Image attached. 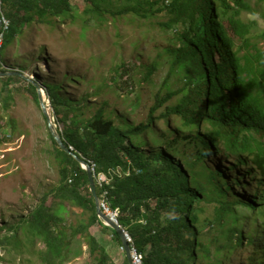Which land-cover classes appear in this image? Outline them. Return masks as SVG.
I'll use <instances>...</instances> for the list:
<instances>
[{
    "label": "trees",
    "instance_id": "16d2710c",
    "mask_svg": "<svg viewBox=\"0 0 264 264\" xmlns=\"http://www.w3.org/2000/svg\"><path fill=\"white\" fill-rule=\"evenodd\" d=\"M73 1L0 0V11L10 20L2 62L4 50L29 22L75 17ZM84 1L85 13L99 21L106 20L107 14L114 21L127 14L163 19L157 21L166 36L158 58L122 63L117 72L124 82L113 78L118 88L133 84L128 68L145 69L147 80L162 64L160 59L169 65L163 86L172 75H178L181 83L166 93L160 89L147 121L136 125L109 111L107 102L88 116L92 103L80 106L62 96L61 84L41 83L57 120L64 124L58 131L67 147L96 164V173L107 175L104 188L96 182L98 195L108 191L112 207L120 209L119 223L144 254V264H229L239 246L250 248L247 264H264V29L254 34L241 18L243 11L253 10L250 2ZM0 69L6 70L1 63ZM15 78L24 80L0 77L5 81L2 90L11 94L9 84ZM27 83L39 101L36 85ZM174 96L176 103L155 115ZM11 98L0 96V117ZM171 115L179 119L176 126ZM158 118L166 120L165 129L155 124ZM1 129L5 124L0 122ZM49 136L59 162V184L19 222L2 224L0 247L21 254L28 251L41 264H65L74 239L81 238L94 264H118L91 232L101 223L124 248L120 235L98 216L87 171L60 147L50 130ZM7 139L4 133L0 143ZM211 155L226 164L224 168L213 163ZM251 181L256 184L254 192L235 190ZM49 195L54 205L48 204ZM68 206L81 210L76 221L69 219ZM39 242L45 247L39 248ZM123 251L122 264H130Z\"/></svg>",
    "mask_w": 264,
    "mask_h": 264
},
{
    "label": "rangeland",
    "instance_id": "374dc122",
    "mask_svg": "<svg viewBox=\"0 0 264 264\" xmlns=\"http://www.w3.org/2000/svg\"><path fill=\"white\" fill-rule=\"evenodd\" d=\"M247 1L254 11L245 10L240 16L251 26L254 34L261 33L264 29V2ZM73 4L72 15L75 17L66 20L52 18L50 22L35 19L25 25L23 33L4 50L7 68L4 67L6 70L3 71H23L39 85L61 84L64 98H71L80 106L86 101L93 104L87 108L88 116L107 102L109 111H115L128 124L147 121L158 91L161 89L162 93H166L169 89H176L181 85L179 76L172 75L167 81V87H164L169 65L160 59L162 64L147 80L144 74L146 70L138 67L128 68L134 81L122 89L113 83V78L119 77L118 80L124 82L125 77L119 76L121 72H117L122 63H149L158 58L166 36L157 21L163 19H144L127 14L119 21H114L107 14L106 20L99 21L85 13L84 0H74ZM27 82L30 81L13 79L9 84L11 94H8L2 90L5 81L0 79L1 98L7 95L12 97L8 108L1 106L0 122L5 124V129H1L0 137L6 133L8 139L0 143V229L2 224L19 222L23 215L42 201L44 195L51 193L60 179L59 162L51 147L46 116ZM44 88L54 123L61 130L64 124L57 120ZM176 101L177 96H174L155 115H161L168 104L173 105ZM170 119L173 126L179 122L175 115H171ZM155 124L159 129L167 126L164 118H158ZM144 147L147 149L149 146ZM210 160L222 168L226 165L215 155H211ZM228 174L233 176L234 171ZM255 187V182L251 181L245 187L235 186V190L250 193L254 192ZM54 201L52 195H49L48 204L54 205ZM68 209L72 212L69 219L76 221L81 210L73 206H68ZM210 212L211 208L208 209ZM1 232L6 233V228ZM91 232L107 247L113 259L122 264L125 253L113 239L112 233L101 223L94 225ZM19 235L22 237L23 233L20 231ZM38 246L45 247L43 242H39ZM249 252V247H237L229 264H247ZM0 264L41 263L37 255L28 251L21 254L18 249L6 250L0 247ZM65 264H94L83 239H74L73 252Z\"/></svg>",
    "mask_w": 264,
    "mask_h": 264
},
{
    "label": "water",
    "instance_id": "95a60500",
    "mask_svg": "<svg viewBox=\"0 0 264 264\" xmlns=\"http://www.w3.org/2000/svg\"><path fill=\"white\" fill-rule=\"evenodd\" d=\"M1 24H2V19H1V12H0V25ZM8 76H20L26 79L27 81L33 82L36 85L41 108L46 116L48 126H49V129L52 135L54 136V138L56 139L60 147H62L66 152L72 154L79 161V163H81L82 167L87 171L89 182H90V190L95 198L98 216L100 217L101 220H104L109 227L113 228L120 235V239H122L123 247L129 259V262L130 264H134L133 259H132V254H131V246H130V243L127 241V239H125L126 236L123 232L122 227L119 224L115 223L110 217H108L102 211L100 207V198L97 192L95 174H94V170L90 162L87 161L84 157H81L77 155L76 153H74L72 149L67 147V145L65 144L63 138L61 137L57 129V126L55 125L53 121V112L48 106V104L46 103V99H45L44 92H43L44 90L42 86L32 81L30 77H28L25 73H23V71L16 70V69L15 70L9 69L7 71H3L0 69V77H8Z\"/></svg>",
    "mask_w": 264,
    "mask_h": 264
},
{
    "label": "built area",
    "instance_id": "2783aa9c",
    "mask_svg": "<svg viewBox=\"0 0 264 264\" xmlns=\"http://www.w3.org/2000/svg\"><path fill=\"white\" fill-rule=\"evenodd\" d=\"M9 25H10V21L5 16H3L2 17V24L0 25V63L5 68H7V67L2 62V55L1 54H2L3 49H4L5 37H6V33H7L8 29H9ZM0 133H1V130H0ZM70 148L73 149V147H70ZM91 166H92L94 173H95L96 182L102 188H104V184L108 183V181H109L107 175L103 172L96 173V171H95L96 164H92ZM99 198H100V207H101L102 211L108 217H110L115 223L121 225L119 223L120 209L112 207L110 200L108 198V191L106 189L103 190L101 197H99ZM121 227H122V225H121ZM122 229H123V232L126 236L125 239H127V241L130 243L131 254H132V259H133L134 264H144V254L142 252L138 251V249L136 248V246L134 244V240L132 239V236L129 233V231L124 227H122Z\"/></svg>",
    "mask_w": 264,
    "mask_h": 264
},
{
    "label": "bare ground",
    "instance_id": "6f19581e",
    "mask_svg": "<svg viewBox=\"0 0 264 264\" xmlns=\"http://www.w3.org/2000/svg\"><path fill=\"white\" fill-rule=\"evenodd\" d=\"M1 12V11H0ZM4 16V15H3ZM2 13H1V19H2ZM43 88V87H42ZM38 91V90H37ZM45 95V94H44ZM46 99V98H45ZM53 121H54V116H53ZM56 125V124H55ZM58 129V128H57ZM95 174V173H94ZM96 180V179H95ZM102 222L106 225V222L104 220H102ZM108 226V225H107ZM121 226V225H120ZM110 228V227H109Z\"/></svg>",
    "mask_w": 264,
    "mask_h": 264
}]
</instances>
